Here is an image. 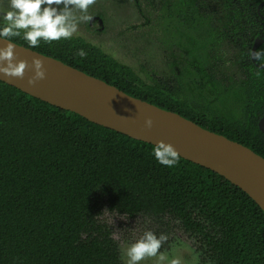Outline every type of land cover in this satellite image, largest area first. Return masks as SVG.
Returning a JSON list of instances; mask_svg holds the SVG:
<instances>
[{"label":"trees","instance_id":"obj_1","mask_svg":"<svg viewBox=\"0 0 264 264\" xmlns=\"http://www.w3.org/2000/svg\"><path fill=\"white\" fill-rule=\"evenodd\" d=\"M262 1L223 0L231 10L225 30L243 43V76L225 95L230 115L190 96L184 72L148 81L83 37L41 39L34 48L23 30L7 39L264 157V57L251 55L260 30L264 34V20L251 9ZM217 14L206 0H179L165 19L196 42L204 71L219 42ZM78 49L86 55H77ZM153 147L0 80V264H125L104 209L179 221L212 264H264L261 206L222 174L180 155L174 166L159 163Z\"/></svg>","mask_w":264,"mask_h":264},{"label":"rangeland","instance_id":"obj_2","mask_svg":"<svg viewBox=\"0 0 264 264\" xmlns=\"http://www.w3.org/2000/svg\"><path fill=\"white\" fill-rule=\"evenodd\" d=\"M206 1L217 11L219 27V42L210 52L211 61L204 65L208 71L196 61V42L166 24L170 9L179 0H95L86 13L72 10L77 22V31L72 36L83 37L99 46L148 81L152 78L173 79L184 72L190 79L186 85L190 96L230 115V104L225 95L243 76V43L240 37L225 30L226 14L231 10L223 5V0ZM6 3L7 0H0V13ZM83 15L91 19H79ZM0 22H6L2 15ZM103 220L113 228L125 264L124 250L148 230L157 236L164 233L167 239L162 241L156 256H145L139 264H170L177 259L179 264H212L203 253L199 239L186 232L173 218L146 215L131 218L104 209ZM161 254L165 257L163 262L158 259Z\"/></svg>","mask_w":264,"mask_h":264},{"label":"water","instance_id":"obj_3","mask_svg":"<svg viewBox=\"0 0 264 264\" xmlns=\"http://www.w3.org/2000/svg\"><path fill=\"white\" fill-rule=\"evenodd\" d=\"M263 6L264 1L259 8ZM6 39H0V47L6 46ZM11 42L14 44V60H25L28 66L24 77L0 73V80L132 138L154 145L159 140L170 142L180 156L222 174L264 210V157L251 148L206 129L177 112L131 96L115 85L61 60ZM263 43L264 37H258L252 52ZM34 56L43 60L45 77L30 85L28 77L34 71ZM260 66L264 68V64ZM147 116L153 120L150 128L144 125ZM259 127L264 132V116Z\"/></svg>","mask_w":264,"mask_h":264},{"label":"clouds","instance_id":"obj_4","mask_svg":"<svg viewBox=\"0 0 264 264\" xmlns=\"http://www.w3.org/2000/svg\"><path fill=\"white\" fill-rule=\"evenodd\" d=\"M95 0H7L0 23V39L20 36L23 30V38L29 47L38 46L41 39L54 41L61 38H70L77 31L76 17L72 10L78 9L86 13L89 5ZM79 19L90 20L91 17L83 15ZM8 43L0 47V73L16 77H24L28 66L25 60H14V44L6 39ZM77 55L83 57L86 52L77 50ZM252 58L260 60L264 57V50H255L251 53ZM6 62V63H4ZM43 60L39 57L32 58L33 74L28 77V83L35 84L45 77ZM153 124L151 116L145 117L144 125L150 128ZM155 159L168 167L174 166L179 160V152L170 142L159 140L152 148ZM167 235L161 233L157 236L151 230L145 231L136 241L132 242L125 250L127 264H139L145 256H156L162 241ZM159 261L163 262L165 257L161 254ZM170 264H179V260H172Z\"/></svg>","mask_w":264,"mask_h":264},{"label":"flooded vegetation","instance_id":"obj_5","mask_svg":"<svg viewBox=\"0 0 264 264\" xmlns=\"http://www.w3.org/2000/svg\"><path fill=\"white\" fill-rule=\"evenodd\" d=\"M263 1H264V0H263ZM259 5H260V4H259ZM259 5H258L256 8H252L251 10H252L254 13H256L255 16H254L256 19L259 20V18H261L262 20H264V18H263V16H264V6L261 7V8H259ZM260 32H261V34H260V36H258V37L263 38V37H264V34H262V30H260ZM258 37H256L255 40H256ZM250 39H251V38H250Z\"/></svg>","mask_w":264,"mask_h":264}]
</instances>
